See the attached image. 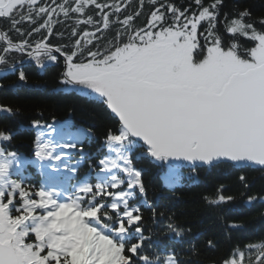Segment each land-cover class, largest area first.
<instances>
[{
  "label": "snow or ice",
  "instance_id": "snow-or-ice-1",
  "mask_svg": "<svg viewBox=\"0 0 264 264\" xmlns=\"http://www.w3.org/2000/svg\"><path fill=\"white\" fill-rule=\"evenodd\" d=\"M2 22L0 90L9 75L27 82L22 57L58 67L56 91L98 104L115 127L83 177L95 137L71 113L31 122V157L0 129V264H199L189 257L201 234L159 201L176 196L185 170L192 178L227 164L245 189L246 169L264 172V11L243 0H0ZM19 111L0 104V113ZM142 160L163 170L170 197L149 199ZM241 196L264 204V195ZM203 199L218 208L236 197L220 185ZM220 264H264V241Z\"/></svg>",
  "mask_w": 264,
  "mask_h": 264
},
{
  "label": "trees",
  "instance_id": "trees-1",
  "mask_svg": "<svg viewBox=\"0 0 264 264\" xmlns=\"http://www.w3.org/2000/svg\"><path fill=\"white\" fill-rule=\"evenodd\" d=\"M243 2L252 5L258 15L264 11V0H243ZM142 22L143 17H141ZM0 26L6 28L7 22L0 23ZM53 42L60 43L59 40ZM21 59L24 63L18 67H23L27 82L19 81L18 75H9L3 81L6 88L0 90V104L20 111L16 115L0 113V129L17 133L12 147L31 157L32 142L35 136L31 122L41 120L50 123L53 117L57 121H63L69 118L71 113L75 125L84 128L92 127L95 137L91 145L87 143L84 145V151L92 158L90 161L86 159L79 169L78 176L83 177L89 172V163L96 165L98 158L105 154L103 151L104 135L109 128L115 127L114 123L98 104L75 94L65 95L56 91L59 87L60 68L48 67L47 70H41L36 67L34 61L26 57ZM17 85L18 90L15 88ZM136 167L147 170L144 180L149 185L150 200L155 199V196L162 191L165 196L172 195L162 188V169L147 160L136 163ZM29 171L33 174L32 182L39 183L40 176L36 169L30 167ZM189 175L185 170L184 186L177 190L174 198L162 200L159 203L162 206L168 205L178 222L191 227L193 234H201L200 238L195 241L199 256L189 257L190 259L198 260L199 264H220V261L226 258L235 247L243 248L249 242L264 241V204L254 202L251 207L246 206L244 197L241 196V193H245L246 196L264 195V172L253 168L245 170L244 175L249 183L248 189H245L238 179L240 172L227 164L212 169H198L196 176L192 178H188ZM220 185L224 186L225 195L234 196L236 200L218 208L209 207L203 197L214 194ZM159 210L163 211L164 208L161 207ZM144 215L148 218L151 213L145 210ZM227 222L241 223L243 227L226 229ZM148 227L155 226L149 224ZM208 239H213L217 246L207 247Z\"/></svg>",
  "mask_w": 264,
  "mask_h": 264
},
{
  "label": "water",
  "instance_id": "water-1",
  "mask_svg": "<svg viewBox=\"0 0 264 264\" xmlns=\"http://www.w3.org/2000/svg\"><path fill=\"white\" fill-rule=\"evenodd\" d=\"M253 169H255V168H253Z\"/></svg>",
  "mask_w": 264,
  "mask_h": 264
}]
</instances>
